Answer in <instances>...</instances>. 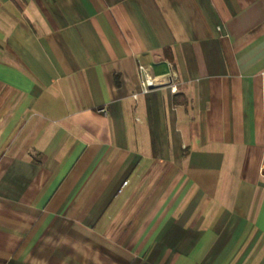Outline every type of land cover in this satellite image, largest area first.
Instances as JSON below:
<instances>
[{"label": "crops", "instance_id": "1", "mask_svg": "<svg viewBox=\"0 0 264 264\" xmlns=\"http://www.w3.org/2000/svg\"><path fill=\"white\" fill-rule=\"evenodd\" d=\"M0 264H264V0H0Z\"/></svg>", "mask_w": 264, "mask_h": 264}, {"label": "built area", "instance_id": "2", "mask_svg": "<svg viewBox=\"0 0 264 264\" xmlns=\"http://www.w3.org/2000/svg\"><path fill=\"white\" fill-rule=\"evenodd\" d=\"M138 78H139V89L140 92L146 91L148 88L152 86H157L163 83H169L170 76L164 75V76H158V75H149L145 68L141 64L136 65ZM171 90H173V86L170 87ZM132 97L135 96V94H131ZM103 113H105L104 109H101ZM125 181H122L120 186L124 185Z\"/></svg>", "mask_w": 264, "mask_h": 264}]
</instances>
